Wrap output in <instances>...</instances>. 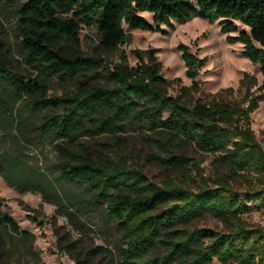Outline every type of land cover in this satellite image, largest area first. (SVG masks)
Listing matches in <instances>:
<instances>
[{"label": "trees", "instance_id": "16d2710c", "mask_svg": "<svg viewBox=\"0 0 264 264\" xmlns=\"http://www.w3.org/2000/svg\"><path fill=\"white\" fill-rule=\"evenodd\" d=\"M193 17L218 21L226 41L243 44L242 56L259 64L264 75V0H26L18 8L16 28L35 76L10 82L37 111L56 112L38 127L59 141L61 175L84 186L88 198L66 209L61 192L42 172L48 184L37 188L7 182L20 191H39L67 215L86 214L87 204L102 205L120 235V264H211L214 258L221 264H264V229L244 219L264 209V149L251 125V114L264 98V81L253 96L250 88L258 82L245 73L242 98L190 103L168 93L158 48L135 49L134 65L121 49L128 37L125 25L168 34ZM237 22L248 29L240 30ZM83 27L97 29V55L80 53ZM178 50L192 87L200 90L197 77L208 56L184 43ZM2 52L0 34V82L8 77ZM114 55L118 61H108ZM101 67L109 86L92 81ZM53 81L76 82V87L49 95ZM134 126L152 132L147 139L157 151L149 160L163 169L161 184L122 154H95L85 140L107 135L118 141ZM188 149L215 154L216 176L207 177ZM237 180L245 190L235 189ZM205 213L220 219L224 230L187 227ZM2 224L21 232L0 210Z\"/></svg>", "mask_w": 264, "mask_h": 264}, {"label": "rangeland", "instance_id": "374dc122", "mask_svg": "<svg viewBox=\"0 0 264 264\" xmlns=\"http://www.w3.org/2000/svg\"><path fill=\"white\" fill-rule=\"evenodd\" d=\"M25 1L7 3L0 0L1 58L7 62L8 68V77L0 82V167H3L2 173L0 171V210L11 216L21 231L16 233L9 226L0 225V264H79L81 261L83 264H120V235L102 205L87 204L86 214L67 215L64 207L45 199L39 191H20L7 182L18 188H37L48 184L44 173L61 192L62 200L68 207L66 209L71 210L72 202H84L88 198L84 186L70 182L61 175L59 141L53 140L38 127L45 115L56 112L52 109L37 111L31 99L18 94L10 82V78L18 76H35L25 63L27 54L22 49V37L16 28L18 8ZM144 15L151 18L148 13ZM237 24L240 30L248 29L240 22ZM124 29L128 37L121 49L127 52L132 65L137 62L133 53L135 49L158 48L162 75L167 80L168 93L174 97L180 96L190 103L213 97L240 99L247 93L243 83L245 73L254 76L258 82L250 88L253 96L261 93L259 87L264 75L260 65L242 56L243 44H229L226 41L227 34L221 32L218 21L193 17L186 23H176L168 34L129 30L126 25ZM237 33L233 32L232 35ZM180 43L189 45L191 51L200 57L208 56L197 77L200 90L192 87L193 81L186 75V67L178 50ZM98 44L97 29L83 27L80 53L97 55ZM107 59L116 62L118 55ZM104 73L101 67L99 73L93 76V83L109 86ZM75 87L76 82L63 84L53 81L49 95H62ZM251 121L264 149V98L259 100L258 108L251 114ZM151 134V130L134 126L120 135L118 141L107 135L94 139L86 137L85 140L95 154H122L129 163L142 168L151 180L161 184L164 171L149 160V155L157 151L147 139ZM187 153L193 162L204 169L207 177L216 176L218 167L215 154H203L193 149H188ZM233 185L239 191L246 189L238 180ZM244 219L264 229V209L252 210L244 215ZM187 227L224 230L222 221L209 213ZM22 232L29 235L25 236ZM148 257H152L151 254ZM211 264L221 263L214 258Z\"/></svg>", "mask_w": 264, "mask_h": 264}]
</instances>
